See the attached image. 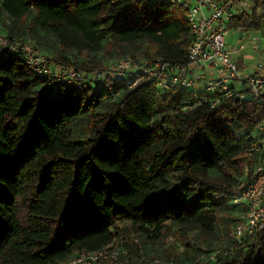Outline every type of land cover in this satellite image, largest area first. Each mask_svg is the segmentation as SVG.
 Masks as SVG:
<instances>
[{"label":"trees","instance_id":"obj_1","mask_svg":"<svg viewBox=\"0 0 264 264\" xmlns=\"http://www.w3.org/2000/svg\"><path fill=\"white\" fill-rule=\"evenodd\" d=\"M250 1L230 26L263 27L264 0ZM0 10L15 26L32 14L31 25L62 44L52 58L88 72L101 71L102 61L87 54L106 42L119 53L141 51L148 65L157 57L188 59L183 3L0 0ZM136 76L106 74L111 90H53L23 55L0 59V264H53L118 238L137 249L133 232L178 230L188 246L205 251L198 237L216 231L227 199L236 224L245 208L235 201L236 184L250 160L242 164L240 153L257 133L255 99L213 105L204 88L131 83ZM83 117L79 135L73 125ZM217 254L215 264H264V228L257 241L244 238L233 253Z\"/></svg>","mask_w":264,"mask_h":264},{"label":"built area","instance_id":"obj_2","mask_svg":"<svg viewBox=\"0 0 264 264\" xmlns=\"http://www.w3.org/2000/svg\"><path fill=\"white\" fill-rule=\"evenodd\" d=\"M165 1L183 3L187 7L186 16L192 35L188 47V59L181 62L157 57L148 65L130 54H123L112 63L118 71L110 74L128 81L137 74L131 83L142 78H150L155 79L158 85L165 89L176 86L197 87V84L203 82L204 89L208 91L207 99L213 105L234 97L247 99L245 95L248 92L252 93L251 98L257 103L258 132L247 148L250 160L246 165L245 174L236 184L235 201L243 204L245 208L235 224L231 243L213 253L211 264H215L219 251L233 253L236 243L244 238L257 241L258 232L264 228V72H262L264 64L260 62L254 66L255 70L246 71L232 56V50L227 47V33L231 28L229 19L232 14L243 8L228 6L220 0ZM246 3L247 0H241V5ZM4 14L7 19L10 18L7 12L4 11ZM240 29V50L255 44L264 36V25L261 28L240 27ZM11 53L23 55L28 67L35 75L45 78L47 85L53 87V90L61 84L78 87L92 85L97 90L113 88L112 83L104 79L105 73L102 71L88 72L59 61L55 62L50 55L33 47L30 42L13 40L0 34V59ZM93 75L96 81L92 80ZM63 90L61 88V91ZM107 247L109 244L98 249L80 250L53 264H114L120 251L114 248L107 253L105 251ZM152 262L172 264L159 258H155Z\"/></svg>","mask_w":264,"mask_h":264},{"label":"rangeland","instance_id":"obj_3","mask_svg":"<svg viewBox=\"0 0 264 264\" xmlns=\"http://www.w3.org/2000/svg\"><path fill=\"white\" fill-rule=\"evenodd\" d=\"M246 5L243 4V8ZM29 14L28 17H23L16 23L12 20H8L5 17L3 11L0 10V34L8 35L10 39L17 41H28L33 47L40 49L43 53L50 55L51 57L55 54L64 50L60 40L50 31L37 28L31 25ZM8 27V28H7ZM13 27V28H12ZM241 34L240 26H231L227 33V47L232 50V56L237 60L240 65H244L246 71L255 70L254 66L262 62L264 64V36L258 40L255 44H252L244 50L239 49ZM145 42H141V46H145ZM69 55L72 56L75 51L69 50ZM123 54H130V52L119 53L114 50L110 43L106 42L102 47H99L87 55L94 59H99L103 63L101 71L105 73H115L118 71L112 63ZM82 56V55H80ZM83 57V56H82ZM139 61H145V56L141 51H137L134 56ZM57 62V60L53 59ZM86 70V69H84ZM196 89H202L205 87L204 83L196 85ZM189 88H195L188 86ZM102 107L106 105L105 100L100 104ZM86 119L80 118L74 123V130L77 134L83 135L85 128ZM256 132H258L256 130ZM241 162L244 164L249 158L247 150H242L240 153ZM213 172H217V169H212ZM232 179L233 176L229 175ZM235 179V178H234ZM225 206L219 211V222L215 232L210 235L198 237L206 247L205 251H197L196 249L188 246L184 240V236L176 231H170L166 234V231L153 236V234L147 232H133L132 236L137 242L135 246L138 248H131L124 244L121 239H116L109 244L108 249L105 250L109 253L112 249H119L118 259L114 264H144L149 261H153L155 258H159L163 261H170L172 264H208L207 261L211 262V257L216 249L225 248L227 244H230L234 237V220L229 218V215L236 214V206L227 199L224 201ZM191 233L192 230H191ZM120 248L124 249L122 251Z\"/></svg>","mask_w":264,"mask_h":264},{"label":"crops","instance_id":"obj_4","mask_svg":"<svg viewBox=\"0 0 264 264\" xmlns=\"http://www.w3.org/2000/svg\"><path fill=\"white\" fill-rule=\"evenodd\" d=\"M220 1L224 2V4H226L228 6H233L234 8H238V9H239V7L243 8V5H241V0H220ZM252 4H253L252 1L247 0V3L244 5H246L245 8L249 9L252 6ZM242 66L245 67L244 65H242ZM262 72H264V68L262 69Z\"/></svg>","mask_w":264,"mask_h":264},{"label":"water","instance_id":"obj_5","mask_svg":"<svg viewBox=\"0 0 264 264\" xmlns=\"http://www.w3.org/2000/svg\"><path fill=\"white\" fill-rule=\"evenodd\" d=\"M253 95L251 92H248L246 95H245V98H251Z\"/></svg>","mask_w":264,"mask_h":264}]
</instances>
